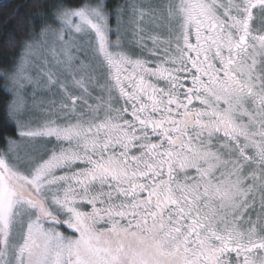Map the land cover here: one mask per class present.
I'll use <instances>...</instances> for the list:
<instances>
[{"label":"snow or ice","instance_id":"snow-or-ice-1","mask_svg":"<svg viewBox=\"0 0 264 264\" xmlns=\"http://www.w3.org/2000/svg\"><path fill=\"white\" fill-rule=\"evenodd\" d=\"M13 22L0 264H264V0H25Z\"/></svg>","mask_w":264,"mask_h":264},{"label":"trees","instance_id":"trees-1","mask_svg":"<svg viewBox=\"0 0 264 264\" xmlns=\"http://www.w3.org/2000/svg\"><path fill=\"white\" fill-rule=\"evenodd\" d=\"M127 0H108V2L112 5L113 8L117 6H126ZM28 3H31V0H27ZM25 3V0H0V19L7 17L11 11H13L19 4ZM49 3H55V0H49ZM24 11L28 12L29 15H37L38 10H32L31 8L24 9ZM5 33L14 34L20 40H23L25 37L23 34L19 33L15 29V22L4 25L0 23V71L4 68L9 67L7 63H5V58L11 59L15 55V51H8L4 47V40L6 39ZM8 102L7 97H5L3 92H0V121L4 118V104ZM5 135L9 133H4Z\"/></svg>","mask_w":264,"mask_h":264},{"label":"rangeland","instance_id":"rangeland-1","mask_svg":"<svg viewBox=\"0 0 264 264\" xmlns=\"http://www.w3.org/2000/svg\"><path fill=\"white\" fill-rule=\"evenodd\" d=\"M132 0H127L126 1V6L131 3ZM50 98V94H42V93H37V96H36V100H35V104L36 105H39L41 103H47L48 102V99ZM29 107L32 108L33 107V102L31 99H29ZM33 110H38V109H33Z\"/></svg>","mask_w":264,"mask_h":264}]
</instances>
